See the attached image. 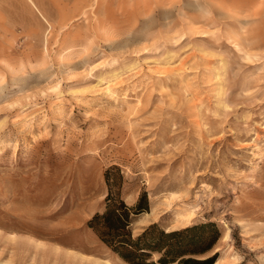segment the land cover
Here are the masks:
<instances>
[{
    "label": "rangeland",
    "instance_id": "1",
    "mask_svg": "<svg viewBox=\"0 0 264 264\" xmlns=\"http://www.w3.org/2000/svg\"><path fill=\"white\" fill-rule=\"evenodd\" d=\"M114 165L134 235L264 264V0H0V264H127L87 226Z\"/></svg>",
    "mask_w": 264,
    "mask_h": 264
},
{
    "label": "trees",
    "instance_id": "2",
    "mask_svg": "<svg viewBox=\"0 0 264 264\" xmlns=\"http://www.w3.org/2000/svg\"><path fill=\"white\" fill-rule=\"evenodd\" d=\"M111 172L115 175V182L111 181ZM104 177L108 186L105 208L102 212L94 213L87 220V226L125 263L214 264L215 254L194 256L207 252L219 237L214 223L170 231L152 223L134 235L131 228L133 217L148 210L145 193L139 196L134 205H128L120 195V169L116 165L111 166L105 170Z\"/></svg>",
    "mask_w": 264,
    "mask_h": 264
}]
</instances>
